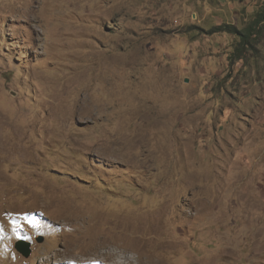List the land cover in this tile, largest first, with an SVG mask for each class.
Listing matches in <instances>:
<instances>
[{
  "label": "rangeland",
  "instance_id": "rangeland-1",
  "mask_svg": "<svg viewBox=\"0 0 264 264\" xmlns=\"http://www.w3.org/2000/svg\"><path fill=\"white\" fill-rule=\"evenodd\" d=\"M0 115V264H264V0H0Z\"/></svg>",
  "mask_w": 264,
  "mask_h": 264
},
{
  "label": "bare ground",
  "instance_id": "bare-ground-1",
  "mask_svg": "<svg viewBox=\"0 0 264 264\" xmlns=\"http://www.w3.org/2000/svg\"><path fill=\"white\" fill-rule=\"evenodd\" d=\"M50 102V101H49ZM1 116V115H0ZM3 123V122H1ZM7 125V124H6ZM2 126V124H0V127ZM1 149H5V151H7L6 149V145H5V141H1ZM17 147V146H16ZM19 150V149H18ZM8 152V151H7ZM3 153V152H2ZM8 153H11V150L8 152ZM17 153V152H16ZM9 155V154H8ZM72 218V217H71ZM100 218V217H99ZM102 218V217H101ZM105 220V219H104ZM102 221V220H101ZM92 222V221H91ZM103 222V221H102ZM110 224V223H109ZM101 226V225H100ZM90 227V226H89ZM92 228L94 229V232H96V234H98L97 238H94L92 242H87V243H84V244H79L78 247H80L81 245L84 247L83 249V253L84 254H90L91 252L97 250L99 247H106V240L107 239H114V237L110 236V234L108 232H105V228L103 229H99L97 228L96 225H93ZM125 228V227H123ZM151 228H152V224H150L149 226H147V234H151ZM89 229V228H88ZM126 229V228H125ZM141 228H140V225L138 224V226L133 230V234H130L132 238H134L135 240L139 239V235L138 233L140 232ZM125 231V230H124ZM88 233V232H86ZM115 233H117L115 231ZM118 234V233H117ZM119 235V234H118ZM124 235V234H121V236ZM92 236H95V235H92ZM91 238V237H90ZM85 239V238H83ZM116 240V239H114ZM124 240V238H123ZM122 239L120 240V243H121V246L123 247V249H126V250H129L131 252H139V247L138 245L134 244V242L130 241V242H125L123 241ZM133 240V239H132ZM80 242V241H78ZM77 242V243H78ZM119 243V244H120ZM117 245V244H116ZM72 251V250H71ZM106 251V250H105ZM130 253V252H129ZM57 255L58 252H57ZM134 259L136 258L135 256L133 257ZM132 257L128 256V260L130 263L136 261V260H133ZM87 260V259H86Z\"/></svg>",
  "mask_w": 264,
  "mask_h": 264
},
{
  "label": "trees",
  "instance_id": "trees-1",
  "mask_svg": "<svg viewBox=\"0 0 264 264\" xmlns=\"http://www.w3.org/2000/svg\"><path fill=\"white\" fill-rule=\"evenodd\" d=\"M217 29L218 31L227 32L240 38L239 46L233 54V56L236 57H240L242 55L241 53L243 51V47L252 45V39H254V36L258 34V29L256 25L250 26L242 31L238 30V28L232 25L219 26Z\"/></svg>",
  "mask_w": 264,
  "mask_h": 264
},
{
  "label": "water",
  "instance_id": "water-1",
  "mask_svg": "<svg viewBox=\"0 0 264 264\" xmlns=\"http://www.w3.org/2000/svg\"><path fill=\"white\" fill-rule=\"evenodd\" d=\"M42 241L43 239L40 242ZM29 247V243L25 241H19L16 245V249L18 250V252H20L25 257H28L31 253Z\"/></svg>",
  "mask_w": 264,
  "mask_h": 264
}]
</instances>
